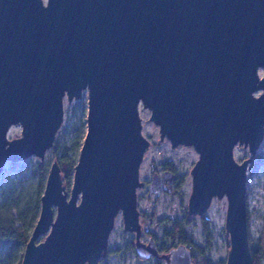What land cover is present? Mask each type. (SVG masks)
<instances>
[{"label": "water", "instance_id": "95a60500", "mask_svg": "<svg viewBox=\"0 0 264 264\" xmlns=\"http://www.w3.org/2000/svg\"><path fill=\"white\" fill-rule=\"evenodd\" d=\"M84 90L70 189L53 160L21 264H97L119 211L139 255L195 264L183 243L161 252L153 236L140 238L136 190L149 145L140 102L172 146L198 153L189 212L227 197L225 264H253L246 180L264 136V0H0V175L8 161L44 158L64 98ZM17 123L21 136L9 139ZM236 144L251 156L238 162ZM173 176L154 173L149 193Z\"/></svg>", "mask_w": 264, "mask_h": 264}, {"label": "rangeland", "instance_id": "374dc122", "mask_svg": "<svg viewBox=\"0 0 264 264\" xmlns=\"http://www.w3.org/2000/svg\"><path fill=\"white\" fill-rule=\"evenodd\" d=\"M46 1V0H44ZM88 91L84 90L78 98H64V115L56 133L54 143L46 150L41 159L32 154L27 158L8 161L0 175V221L15 226L29 228L36 223L40 212V190H44L51 163L67 150L68 156L78 158L79 150L74 143L83 141L86 133ZM142 123V133L148 138L149 145L140 165L139 178L142 186L136 190L137 209L139 211L140 238L148 242L153 236L158 245L165 244L167 250L178 242L164 238V230L173 219L182 220L190 237L205 246L206 240L202 217L211 222L213 242L207 256L216 264L226 260L230 248V238L225 229L228 200L226 196L212 199L203 214H191L188 200L192 191L191 170L198 159V153L192 145L172 146L167 136H162L160 126L150 119L151 110L140 102L138 106ZM20 124H12L8 130L9 139L21 136ZM251 156L248 145L236 144L234 157L238 162ZM249 163L246 180V210L248 219L249 241L258 254L263 256L264 264V136L256 154ZM175 168L171 184H167L159 194H150V185L154 173L161 176L171 171L167 165ZM173 172V171H172ZM184 177V183L177 189L176 180ZM108 239L107 251L97 264H165L158 256L143 257L135 245V231L124 229L122 211L116 216ZM36 218V220H35ZM44 235L40 237L43 239ZM25 245L14 244L12 239L0 237V264H15ZM193 257V254H192ZM195 264H200L202 256L194 252Z\"/></svg>", "mask_w": 264, "mask_h": 264}, {"label": "trees", "instance_id": "16d2710c", "mask_svg": "<svg viewBox=\"0 0 264 264\" xmlns=\"http://www.w3.org/2000/svg\"><path fill=\"white\" fill-rule=\"evenodd\" d=\"M81 144H82L81 141L75 142L74 147L80 149ZM57 160L61 166L63 182L66 184V187L69 190L71 186L73 170L77 158L73 159L70 156H68V151L66 150ZM167 165H170L168 166V168H170L171 171H173L174 173L175 168H173L172 163L168 162ZM183 183H184V177L177 179L175 184L176 188L180 189ZM42 189L40 190L39 200L43 193ZM201 221H202L204 236L206 240L205 246L195 242L193 238L188 235L185 229L184 221L178 219H173L170 221V225L164 230V238H170L172 239L173 243L177 241L178 243H183L186 246H188L192 251L193 254L192 258L194 263H196L194 259V252L196 251L199 255L202 256V261L200 264H216L211 260V258L207 256V251L211 248L213 242V231L211 227V222L206 217H202ZM33 227H34V223L31 224L29 228H27L24 226H15L13 224H7L5 222L0 221V237L12 239L13 243L17 245L20 244L26 245ZM158 246L161 252L168 251L165 244H160ZM251 252L253 257V264H260L263 259V256L258 254L257 249L252 246H251ZM22 256H23V252L19 254L18 260L15 264H21ZM221 264H225V260L222 261Z\"/></svg>", "mask_w": 264, "mask_h": 264}, {"label": "bare ground", "instance_id": "6f19581e", "mask_svg": "<svg viewBox=\"0 0 264 264\" xmlns=\"http://www.w3.org/2000/svg\"><path fill=\"white\" fill-rule=\"evenodd\" d=\"M213 198H214V197H213ZM117 215H118V214H117ZM117 215H116V216H117ZM118 218H119V217H117V218L115 217V219H117V220H118Z\"/></svg>", "mask_w": 264, "mask_h": 264}]
</instances>
